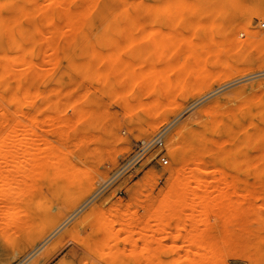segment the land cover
Segmentation results:
<instances>
[{
    "label": "rangeland",
    "instance_id": "1",
    "mask_svg": "<svg viewBox=\"0 0 264 264\" xmlns=\"http://www.w3.org/2000/svg\"><path fill=\"white\" fill-rule=\"evenodd\" d=\"M86 1L0 0V264H215L222 252V264H264V143L255 131L264 128V0ZM190 66L232 74L200 85ZM218 106L250 110V127L206 122ZM159 135L162 146L140 149ZM203 138L211 152L192 163ZM180 164L189 189L202 171L206 186L164 204ZM53 179L69 191L53 197ZM31 194L50 206H34ZM154 218L156 233L143 229ZM232 234L248 242L231 244Z\"/></svg>",
    "mask_w": 264,
    "mask_h": 264
},
{
    "label": "bare ground",
    "instance_id": "2",
    "mask_svg": "<svg viewBox=\"0 0 264 264\" xmlns=\"http://www.w3.org/2000/svg\"><path fill=\"white\" fill-rule=\"evenodd\" d=\"M85 2H87L86 0H84ZM64 3H62V5H63ZM12 6H14V8H15V4L14 5H12ZM81 6V5H80ZM13 8V7H12ZM13 8V9H14ZM83 8V7H82ZM62 9V10H61ZM60 9V11L61 12H63L64 13V15L65 14H67V13H65V11H67V10H63L64 9V7H62ZM66 9V8H65ZM81 9V8H80ZM79 12H76V16H77V18L78 19H80L79 17H81L80 16V14H79V16L77 15ZM73 14H75V13H73ZM61 15H62V13H61ZM60 15V17H59V21H60V19L61 18H63L64 19V15L63 16H61ZM72 14H67V17L68 18H70V17H72L71 16ZM255 15H257V13L255 14ZM65 17H66V15H65ZM76 18V21L78 22V24H80L81 23V21L82 20H80V23H79V21H78V19ZM74 18L72 17V20H71V24H72V26H76L77 25V23H75L76 21L75 20H73ZM82 19V18H81ZM66 20H68L69 21V23H70V20L69 19H66ZM74 21V22H73ZM68 23V24H69ZM73 23H74V25H73ZM157 27L156 26H154V27H152V29H150L148 32H146L145 34H152V35H155L156 33H157ZM248 31H251V29L250 28H246ZM55 31L56 32H58L59 30H56L55 29ZM53 32L52 31V33H54V34H57L56 32ZM60 32V31H59ZM132 31H129V33H131ZM133 33V32H132ZM131 33V34H132ZM254 33L257 35L258 34V31H254ZM53 34V35H54ZM59 34H61V33H58L57 35L58 36H60ZM138 34V33H137ZM63 35H64V33H63ZM12 36L14 37L13 38V41L16 43V32L15 31H13L12 32ZM57 36V37H58ZM234 40V39H233ZM236 40V41H235ZM234 40V44L236 43V46L237 45H243V44H240L239 43V41L237 40V39H235ZM238 41V42H237ZM243 42V41H242ZM247 46V45H246ZM238 47H240V46H238ZM242 47V46H241ZM245 47V46H244ZM28 67H29V63H28V65H27ZM28 69V68H27ZM225 69H228V68H225ZM224 69V70H225ZM229 69H232V68H229ZM228 69V70H229ZM241 69V68H240ZM244 69V68H243ZM223 69H222V72H221V70H220V72L218 73V72H214V71H212V70H209L208 69V67L206 66V67H204V66H202L201 68L199 67L197 70H195L194 69V66H190V71L189 72H191L190 73V75L191 74H193V76H191V77H195V81L197 82V83H199L200 85H202L205 81H209V78H210V80H211V78H214L215 76H218L219 74H220V76L222 75V76H224L225 77V75H230V74H232V73H230V72H228L227 71V73H230V74H226V72L224 71ZM246 71H241L240 73L243 75L244 73H247L248 72V70L247 69H245ZM232 71H234V70H232ZM236 72H238V70H235ZM236 72H235V74H236ZM250 72V71H249ZM3 73H4V69H3ZM26 73V72H25ZM216 73V74H215ZM217 73H218V75H217ZM2 74V73H1ZM0 74V75H1ZM240 74V75H241ZM6 75V74H5ZM10 75L12 76V79H13V81L15 82L17 79H18V76L20 75V74H17V72L16 71H14V70H11L10 71ZM3 76V74L1 75V77ZM0 77V78H1ZM223 77V78H224ZM222 78V79H223ZM231 79V78H230ZM3 80V79H2ZM220 80H221V78H220ZM226 81V80H225ZM0 82H1V80H0ZM4 82V81H3ZM222 83V82H221ZM200 85H197V86H200ZM197 86H196V88H197ZM210 88V87H209ZM198 90H200V91H198L199 92V94H201L200 92L202 91V89L199 87V89ZM203 93V92H202ZM11 98H10V100L12 99V100H16L17 99V97H16V95H15V93H12L11 95ZM11 100V101H12ZM15 103V106L13 105V109H14V113H16L17 112V110H19V109H21L22 107H23V103L20 101V100H17L16 102H14ZM239 104V103H238ZM243 107V106H242ZM242 107H239L238 106V108H242ZM237 108V109H238ZM212 109L213 110H211V112L210 113H208V117H210V120L212 119V121H210V120H208L209 118L207 117L205 120H206V122H208L209 124L211 123V124H216V125H218V126H220L221 128H226V130L230 127V124L229 123H226L225 122V119H227V118H231L232 119V124H235L236 125V127H238V128H245V127H250V126H244V127H242L243 126V124H244V122H245V120L247 119V117H249V115H250V110H248V111H246V113L244 114V115H242V117L240 116V115H238L239 113H237V110H236V107L235 108H233V107H231V108H224L223 106H218V108H214V107H212ZM239 109V111H241ZM262 114H263V112H262ZM261 116H264V115H261ZM24 117V116H23ZM28 117V114H26V116L24 117V118H26V119H28L27 118ZM241 117V118H240ZM25 119V120H26ZM34 121V120H33ZM210 121V122H209ZM15 122V121H14ZM20 122L21 121H16V124H14V125H12V127H11V130H14L15 131V129H16V127H17V125H18V123L20 124ZM35 122V121H34ZM248 123H250V122H248ZM247 123V124H248ZM256 123V122H255ZM254 123V124H255ZM13 124V123H12ZM156 125H157V123H153V124H151L150 126L152 127V128H155L156 127ZM258 125V124H257ZM259 126V125H258ZM262 127V128H261ZM261 127H257L258 129H256L255 131H258V133H257V135H260L259 137H257L258 139H262V143H264V128H263V126H261ZM247 128V129H248ZM241 130V133H242V131L244 130V129H240ZM189 131H190V129H189ZM237 131V130H236ZM245 131V130H244ZM254 131V130H253ZM254 131V132H255ZM232 132H233V130H232ZM238 133H239V130H238ZM256 133H250V134H253V137L252 136H250L251 138H249V137H245L244 139L246 140V142H248L249 144L248 145H250V143H252V145H253V142H255V141H257L258 139H256V137H254V136H256L255 134ZM247 134H249V133H247ZM246 134V135H247ZM230 136H234L233 134L232 135H230ZM234 137H236V139H237V143L240 141V140H242L239 136H236V134H235V136ZM233 137V138H234ZM206 138V137H205ZM253 138V139H252ZM254 138H255V140H254ZM243 141V140H242ZM5 143V138H0V145H3ZM200 145H198V146H194V148H196V150H197V152L194 154V156L192 157V163H196V164H198L200 161H206L203 157H202V155L201 154H203V153H206V154H208L209 152H211V149H209V148H206L205 146V143L206 142H204V138L203 139H201L199 142H198ZM215 143V142H214ZM223 143V142H222ZM12 144H13V146H16V141H13L12 142ZM239 144V143H238ZM238 144H237V146L235 145V147L236 148H240V146L243 144V142L241 143L240 142V146L238 147ZM244 144H245V141H244ZM252 145H250V146H252ZM262 145H264V144H261V148H263L262 147ZM30 146H32V145H30ZM30 146H28V147H30ZM243 146V145H242ZM145 147V146H144ZM144 147H141L140 149L142 150V149H145ZM248 147V146H247ZM259 144L257 145V148L255 147V149L257 150V151H260L261 149H259ZM182 148V144H177L176 146H175V151L178 153V157H180V149ZM220 148H222V151H221V154H224V155H226V154H228V153H230V152H233L234 150H232V149H230V148H227V149H230V151L228 150V152H227V150L225 149L224 150V152H223V146L222 147H220ZM248 148H250V147H248ZM248 148H246V149H248ZM233 149H235L234 147H233ZM241 149V148H240ZM253 150V151H256V150ZM259 149V150H258ZM232 150V151H231ZM245 152H246V150H244ZM244 151H242V154H244ZM263 151V150H262ZM223 152V153H222ZM227 152V153H226ZM201 153V154H200ZM259 153V152H258ZM258 153H256L257 155H259ZM263 153H264V151H263ZM2 153H0V157H2L3 155H1ZM5 154V153H4ZM206 154H203V156L205 155L206 156ZM210 154V153H209ZM255 154V155H256ZM260 154H261V151H260ZM244 155H246L247 156V154L245 153ZM249 155H252V154H249ZM254 155V154H253ZM252 155V156H253ZM255 155L253 156V158L255 157ZM256 155V156H257ZM4 156H6V155H4ZM239 156H240V154H239ZM242 156V155H241ZM240 156V157H241ZM251 156V157H252ZM244 158H246V157H243V161H247V159L249 158L250 159V157H247V159H245L244 160ZM259 158V157H258ZM263 159H264V155H263V157H262ZM241 159V158H240ZM240 159H238V160H240ZM248 159V160H249ZM263 159H261L262 161H264ZM2 160V159H1ZM251 160H253L252 158H251ZM255 160V159H254ZM257 160V159H256ZM179 161H181V158L179 159ZM250 161V160H249ZM258 161V160H257ZM260 161V160H259ZM196 168H198V167H196ZM187 169V166H185V165H182V164H180V166L179 167H176V168H174L173 170H172V168H171V171H169L170 172V179H171V182H169L170 184H171V186L169 187L168 186V184L169 183H167V186L169 187H167L168 189V192L164 195V193L166 192V191H164L163 192V194H161V197L162 198H160V201H161V199L163 200V201H161V202H163L164 204H165V202H166V204L169 202H171V203H180L181 201H182V199H183V197H185V196H187V195H190V196H199V194L204 190V188H205V184H204V177H205V175L206 174H208V171H202L201 172V174H197L198 176H195V178H194V180H195V182H196V185H195V187L194 188H192V189H189V186H190V183H191V179H189L188 177H186V176H184V172H185V170ZM105 176H107V175H105ZM168 178V177H167ZM81 179V177L79 176V175H75V178H74V181L75 180H80ZM169 181V180H168ZM169 184V185H170ZM50 193H51V195H53V197H55V196H58V195H61L62 193H64V191H69V187L67 186V184H65V183H58L55 179H53V181L51 182V186H50ZM39 194L41 195L42 194V192H41V189L39 190ZM34 195L33 194H31L30 195V198H29V201L32 203H34V206H36V207H45V208H47V207H49L50 205H48V203H47V199L46 198H40V199H38V201L36 200V198H34V197H36V195L33 197ZM160 196V195H159ZM155 197V196H154ZM151 198H152V200H151ZM151 198L149 199V200H151L152 201V207L153 206H155V205H153V201H155L154 199L155 198H158V196L157 197H155L154 199H153V196H151ZM159 198H158V202L157 203H159ZM53 199H55V198H53ZM148 200V201H149ZM168 201V202H167ZM156 202V201H155ZM154 202V203H155ZM156 203V204H157ZM163 203H161V205L163 204ZM148 204H150V202H148ZM160 204V203H159ZM159 204H157L158 205V207H159ZM151 205V204H150ZM149 206V205H148ZM152 207H151V209H152ZM157 207V206H156ZM154 208V211H156L157 209H159V208ZM149 208H150V206H149ZM78 209V208H77ZM80 210V209H79ZM150 211V210H149ZM162 212V210L159 212V210L158 211H156V213L154 212V214H157L158 216H159V214ZM148 213V212H147ZM153 212H150L149 213V218L148 219H150V218H153V217H151V215L152 216H155V217H157L156 215H153L152 214ZM71 218V217H70ZM69 218V219H70ZM155 219V218H154ZM154 221H156V224L154 223V224H151V223H149V220H147V221H145V223L143 222V229L145 228L146 230H148V229H150V231H154V228H152L151 226L152 225H157V224H159L158 222H157V219H155ZM146 222H148L147 224V226H145V224H146ZM66 222H64V224H65ZM150 224V225H149ZM61 225V224H60ZM62 226H64V225H62ZM61 226V227H62ZM149 226L151 227V228H149ZM157 226H159V225H157ZM156 226V227H157ZM61 227H59V228H61ZM154 227V226H153ZM148 228V229H147ZM159 228V227H158ZM152 229V230H151ZM157 228H155V230H156ZM59 230V229H58ZM157 231V230H156ZM156 231H154L153 233H156ZM56 232V231H55ZM239 233V232H238ZM237 233V234H238ZM237 234L235 235V234H232L231 236L230 235H228L227 236V238L228 237H231V239L232 238H236L237 237ZM235 235V236H234ZM239 235V234H238ZM239 238L238 239H235L236 241L237 240H239L241 237V241H244L243 240V237H244V235L243 236H238ZM247 237V236H246ZM74 238V237H73ZM245 238V237H244ZM61 239V237L58 239V240H60ZM227 240H230V238H228V239H226V241ZM247 240V241H246ZM246 242H248V237L246 238ZM69 241H73V239H69L66 243H68ZM231 241V244H234V242H232V240H230ZM244 241V242H245ZM245 242V243H246ZM230 244V243H229ZM228 244V253H230L231 252V244L229 245ZM237 244L239 245L240 244V242L239 241H237ZM237 244H235V245H237ZM242 244V243H241ZM240 244V245H241ZM244 244V243H243ZM58 246H56L55 248H57ZM233 247V246H232ZM130 252V251H129ZM129 252H126V250L125 251H123V253L122 254H124L125 253V255H127ZM127 253V254H126ZM242 253H244V252H241L240 253V256H242ZM133 254V252L131 251L129 254H128V256L129 257H126V258H130V256H132V257H135V256H133L132 255ZM137 255L138 254H136V259H137ZM140 256L141 255H143V254H139ZM138 255V256H139ZM139 256V258L138 259H140V258H143V257H146L147 255H144V256H142V257H140ZM224 256H225V254L222 252L219 256H218V259H217V261H216V263L215 264H222L223 263V260H224ZM123 257H125V256H123ZM146 258H148V257H146ZM152 258H154V257H152ZM153 260V259H152ZM151 261V260H150ZM106 262V261H105ZM63 264H66L65 262H63ZM67 264H69V263H67ZM70 264H74L73 262L72 263H70ZM108 264V263H107Z\"/></svg>",
    "mask_w": 264,
    "mask_h": 264
},
{
    "label": "built area",
    "instance_id": "3",
    "mask_svg": "<svg viewBox=\"0 0 264 264\" xmlns=\"http://www.w3.org/2000/svg\"><path fill=\"white\" fill-rule=\"evenodd\" d=\"M162 145H163V136L159 135V136L155 137L154 139H152L150 142H147V144H145V147L146 148H153V147L162 146ZM160 160L164 164H166L168 162L166 157L163 155H160Z\"/></svg>",
    "mask_w": 264,
    "mask_h": 264
}]
</instances>
